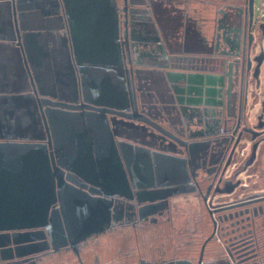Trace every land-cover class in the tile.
<instances>
[{"label":"water","instance_id":"1","mask_svg":"<svg viewBox=\"0 0 264 264\" xmlns=\"http://www.w3.org/2000/svg\"><path fill=\"white\" fill-rule=\"evenodd\" d=\"M62 1V13L55 9L47 13L42 5L27 10L19 0H0V57L11 62L10 82L16 87L2 91L7 94L3 107L11 101L8 110L16 114L13 130L19 142L14 146L20 153L31 147L50 150L55 172H49L48 181L60 206L51 208L55 213L59 210L60 216L51 213L49 217L12 219L18 228H33L32 235H36L44 227L52 239L56 227L55 233L76 250L101 232L103 224L113 226L121 220L132 224L159 213L161 200L166 198L156 196L155 170L159 166V170L186 169L194 158L218 148L213 155L222 152V158L209 163L220 168L243 134L252 143L243 170L257 155L264 158V122L240 127L239 117L226 137H216L211 125L215 111L223 105L217 90L233 75L240 78L245 95L251 80L259 86L258 76L264 72V0L259 8H255V0H239L220 8L210 44L197 53L176 51L172 38L177 35L167 41L159 14L171 0H143L140 6L126 7L122 22L114 0H73L70 5ZM33 14L37 17H29ZM259 107L263 116L264 97ZM225 117L234 118L229 112ZM172 125L178 129L172 136L178 149L161 150L156 132H167L163 126ZM194 129L204 135H190ZM44 131L51 136L47 144L43 143ZM79 152L93 155L94 160H89L101 177L109 167V189L100 182L99 192H95L71 181L68 173L75 174L68 167L77 163ZM213 182L200 199L203 205ZM261 186L257 192L225 201L223 197L239 189V181L230 190H214L219 204L206 213L202 228L208 232L217 222L224 224L225 246H203L198 253L193 251L188 258L169 264H248L260 248ZM23 235L7 244L0 242V264L37 252L21 251L25 243L37 242ZM212 238L213 233L206 242Z\"/></svg>","mask_w":264,"mask_h":264},{"label":"flooded vegetation","instance_id":"2","mask_svg":"<svg viewBox=\"0 0 264 264\" xmlns=\"http://www.w3.org/2000/svg\"><path fill=\"white\" fill-rule=\"evenodd\" d=\"M19 1L22 7L24 2H31L35 8L41 5L44 6L47 13L54 9L55 11L60 10L62 13V0ZM65 1L67 5H70L73 0ZM114 1L119 9V21L122 22L124 9L126 7L130 8L133 4L140 6L139 4L143 0ZM175 3L174 0H171L166 5L170 7ZM172 11L173 14L171 16L178 21L179 15L177 11L174 8H172ZM36 15L39 17L38 13ZM36 15L35 17H37ZM141 15V12L137 14V16ZM122 36L123 31H121ZM49 45L51 46V43ZM3 63L9 69L1 71ZM12 67L8 59L6 61L0 60V242L7 244V242L24 234L23 236L27 240L36 238L37 242L35 245H32L33 240L25 243L24 245L26 246L21 251L37 249V252L13 258L8 264H138L139 262L169 264L178 258H188L193 251L198 253L203 246L206 249H214V245L224 247V240L227 238L223 235L225 232V229H223L224 224L218 222L208 232L202 227L200 230H194L193 233L188 229H184L182 233L175 231L174 214L172 213L174 201L178 198L187 200L188 197H194L201 203L203 216L205 217L208 211H213L215 209L214 206L219 204L217 203L218 195L214 190L222 188L230 190L231 184L239 181V189L235 191V194L223 197L222 201L257 192L258 186L261 185L259 192H264V158H261V154L259 157L257 155L256 160L243 170L244 162L250 154L252 145L249 142L250 136L243 134L240 144L236 146L230 159L228 160L227 153L220 168L217 167V164L209 163L210 160H220L222 158V152L220 155L219 153L218 155H213L220 151L218 148L213 151L207 150L204 155L194 158L190 161L191 168L187 165L186 169L164 168L159 170L160 166L157 167V171L155 170V183L156 185L159 184V186L157 185L156 187V196L162 197L166 195V198L165 201H163L164 199L161 200V203L164 202L160 204L161 210L152 218L136 221L132 224L122 220L115 222L113 226H109V223L103 224L101 232L91 235L80 243L76 250L63 239L60 233H55L57 232L56 227L51 231L52 239H50L48 231L44 227L37 229L41 230L39 231L40 233L32 235L35 229L29 227L18 228V223H12L13 221L11 222V220H16L18 217H25L26 219L34 216L49 217L51 213L52 215L60 216L59 210L56 213L53 211L54 208L59 209L60 206L59 199L51 194V185L48 181L49 172H55V168L50 161V150L37 151L31 147L20 153L18 147L14 146L19 142V140L15 139L13 130V121H15L16 114L11 113V109L8 110L11 106V101L6 102L3 107V97L7 94L2 92L16 90V87L10 82ZM215 74L224 75L219 71H216ZM258 79V87L255 86L254 80L250 81L246 95L240 78L234 75L229 83H225L223 88L217 90V93L221 95L223 105L220 111H215V115L211 119V125L213 124V130L217 134L216 137L230 136L239 117L241 121L240 127H253L258 123L264 122V115H261L259 107V102L264 97V72L259 74ZM228 112L234 118H226L225 113ZM163 128L169 133L164 131L156 132L157 137L160 139L161 150L174 151L178 149L176 141L172 137L175 131L178 130L177 127L172 125L171 128L166 126H163ZM189 134L204 135L203 132L202 135H199V131L195 129ZM44 135L45 141L43 143L47 144L51 136L47 135V131H44ZM235 138L236 136H234ZM89 158L94 160L93 155L87 157L79 152L76 158L77 163L68 167V170L75 174L73 176L68 173L71 181L78 184L81 183L85 185L86 190L95 192H99L100 188L98 185L101 183L105 184L109 189V167L105 168L106 174L101 177L99 169L95 163L90 162L91 159L89 160ZM226 162L228 165L224 174L220 176ZM217 172L218 175L216 176ZM220 177L221 182H218ZM212 181H214V184L209 188V192L206 195L207 199L203 205L200 199L202 195H205L206 188ZM224 181H230L231 183L222 185ZM242 189L251 191L247 193ZM51 201L53 202L52 205ZM52 206L54 208L51 211ZM203 223H205V220H203ZM259 224L260 248L256 251L255 258L250 259L247 262L248 264H264V215ZM94 228L96 227L92 229ZM211 233H213L212 240L206 242ZM211 243H213V246ZM8 247L12 249L14 246L11 244Z\"/></svg>","mask_w":264,"mask_h":264},{"label":"crops","instance_id":"3","mask_svg":"<svg viewBox=\"0 0 264 264\" xmlns=\"http://www.w3.org/2000/svg\"><path fill=\"white\" fill-rule=\"evenodd\" d=\"M173 6L164 4L159 14V20L167 41L176 42V51L197 53L210 44L215 34L217 11L239 0H174ZM187 4H186V2ZM184 2V3H183ZM24 9H33L31 2L23 3ZM174 8L178 15V21L171 16ZM175 11V12H176ZM157 27V26H156ZM177 35V38H172ZM172 38V39H171ZM2 60V57H0ZM6 65V64H5ZM9 67L2 68L1 71ZM9 81V80H8ZM174 230L182 233L184 229L194 232L200 230L204 220L201 203L194 197L178 198L173 202ZM176 220V223H175Z\"/></svg>","mask_w":264,"mask_h":264},{"label":"rangeland","instance_id":"4","mask_svg":"<svg viewBox=\"0 0 264 264\" xmlns=\"http://www.w3.org/2000/svg\"><path fill=\"white\" fill-rule=\"evenodd\" d=\"M262 0H255V8H259L261 6ZM255 15L258 16V11H255ZM264 152V149L262 150ZM176 223V220H175Z\"/></svg>","mask_w":264,"mask_h":264}]
</instances>
